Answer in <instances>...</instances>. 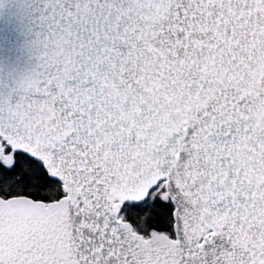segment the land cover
Listing matches in <instances>:
<instances>
[{"label": "snow or ice", "instance_id": "1", "mask_svg": "<svg viewBox=\"0 0 264 264\" xmlns=\"http://www.w3.org/2000/svg\"><path fill=\"white\" fill-rule=\"evenodd\" d=\"M33 5L0 264H264V0Z\"/></svg>", "mask_w": 264, "mask_h": 264}, {"label": "water", "instance_id": "2", "mask_svg": "<svg viewBox=\"0 0 264 264\" xmlns=\"http://www.w3.org/2000/svg\"><path fill=\"white\" fill-rule=\"evenodd\" d=\"M33 0H0V85L14 83L36 63Z\"/></svg>", "mask_w": 264, "mask_h": 264}]
</instances>
